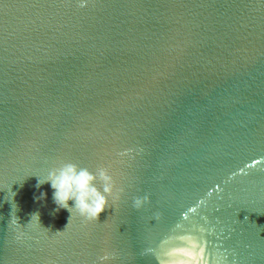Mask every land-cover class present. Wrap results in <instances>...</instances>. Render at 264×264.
<instances>
[{
	"label": "water",
	"instance_id": "water-1",
	"mask_svg": "<svg viewBox=\"0 0 264 264\" xmlns=\"http://www.w3.org/2000/svg\"><path fill=\"white\" fill-rule=\"evenodd\" d=\"M64 162L123 189L98 220L37 187ZM105 250L264 264V0H0V264Z\"/></svg>",
	"mask_w": 264,
	"mask_h": 264
},
{
	"label": "clouds",
	"instance_id": "clouds-1",
	"mask_svg": "<svg viewBox=\"0 0 264 264\" xmlns=\"http://www.w3.org/2000/svg\"><path fill=\"white\" fill-rule=\"evenodd\" d=\"M97 171L99 179L103 182V190L98 188L95 183L97 180V172H93L87 167H80L74 162H64L59 167H53L47 179H39L37 187L46 182L51 183V187L54 189L53 199L58 205L57 211L60 208H64L72 213L73 208L69 206L68 201L74 199V208L79 211L81 216L86 217L88 220H98L100 214L109 205V197L119 198V194L123 189L116 188L115 181L106 168L101 167ZM15 195L16 193H14L13 199ZM46 195V193H41L37 199H44ZM144 199L146 197L137 198L134 206L137 208L142 206ZM16 211H18V205H16ZM31 215L32 217L38 216L39 218L38 212ZM16 219L19 223L17 216ZM70 219L71 216L69 221ZM112 258L113 253L105 250L104 254L99 257V264H106Z\"/></svg>",
	"mask_w": 264,
	"mask_h": 264
}]
</instances>
